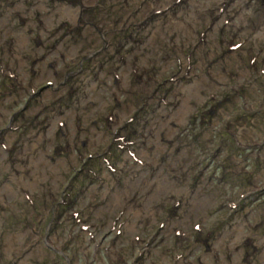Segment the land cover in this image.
<instances>
[{"label":"rangeland","instance_id":"obj_1","mask_svg":"<svg viewBox=\"0 0 264 264\" xmlns=\"http://www.w3.org/2000/svg\"><path fill=\"white\" fill-rule=\"evenodd\" d=\"M0 264H264V0H0Z\"/></svg>","mask_w":264,"mask_h":264},{"label":"flooded vegetation","instance_id":"obj_2","mask_svg":"<svg viewBox=\"0 0 264 264\" xmlns=\"http://www.w3.org/2000/svg\"><path fill=\"white\" fill-rule=\"evenodd\" d=\"M90 161H91V160H90ZM90 161H88V163H90ZM82 172H83V171H82ZM81 174H82V173H81ZM81 174H80V175H81Z\"/></svg>","mask_w":264,"mask_h":264},{"label":"trees","instance_id":"obj_3","mask_svg":"<svg viewBox=\"0 0 264 264\" xmlns=\"http://www.w3.org/2000/svg\"><path fill=\"white\" fill-rule=\"evenodd\" d=\"M95 160V159H94Z\"/></svg>","mask_w":264,"mask_h":264}]
</instances>
